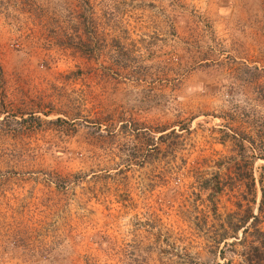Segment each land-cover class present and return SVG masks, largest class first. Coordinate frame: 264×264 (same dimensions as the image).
<instances>
[{
    "label": "rangeland",
    "instance_id": "1",
    "mask_svg": "<svg viewBox=\"0 0 264 264\" xmlns=\"http://www.w3.org/2000/svg\"><path fill=\"white\" fill-rule=\"evenodd\" d=\"M263 138L264 0H0V264H264Z\"/></svg>",
    "mask_w": 264,
    "mask_h": 264
},
{
    "label": "trees",
    "instance_id": "2",
    "mask_svg": "<svg viewBox=\"0 0 264 264\" xmlns=\"http://www.w3.org/2000/svg\"><path fill=\"white\" fill-rule=\"evenodd\" d=\"M262 140L264 142V138ZM263 145L264 144L262 143L261 146L263 147ZM245 170L246 172H244L243 177L240 179H237L235 177H226L225 179L224 177L222 178L217 177L218 178L217 180L211 181V179L206 178L204 179V187H200L202 191L205 190L206 192H209V190L211 191V189L213 188L215 191V194L213 196L214 200H216L217 195L220 194L224 189L232 190L236 188L237 190H241L242 192L241 193L242 195L241 196L239 195V197H241L244 201H246V204H247L246 213H245L246 216H244V219L242 220L240 224H236V225L229 224L228 228L224 227L228 232L223 233L220 236V239H219L220 241L225 240L229 232L236 233L237 231L241 230L248 220L252 219L253 228L257 226V223L259 221L258 214L254 215L253 209H252L253 204L256 202V187H255L256 181H255V178L253 177L252 162H249L246 164ZM263 170H264V167H263ZM263 181H264V174H261L258 179V183H260L259 190L261 193V199L259 202V206L257 208V211L259 214L264 213V188L262 187ZM209 196H210V193H209ZM236 207L238 209L242 207L240 201L236 202ZM245 231L246 229L243 230V232ZM252 234L255 235V241L258 242V245H255L252 248L250 247L251 254L253 255V257L254 255L261 257L262 258L261 260H263V257H264V236L263 235L264 233H262L259 229H254V232ZM251 262L253 261L248 259L247 264H250Z\"/></svg>",
    "mask_w": 264,
    "mask_h": 264
}]
</instances>
